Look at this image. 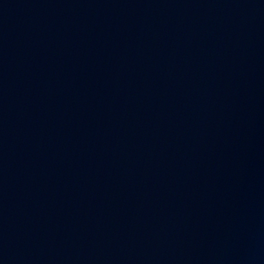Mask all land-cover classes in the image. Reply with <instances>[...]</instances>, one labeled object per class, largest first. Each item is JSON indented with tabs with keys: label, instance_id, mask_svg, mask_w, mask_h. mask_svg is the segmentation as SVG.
Returning <instances> with one entry per match:
<instances>
[{
	"label": "water",
	"instance_id": "95a60500",
	"mask_svg": "<svg viewBox=\"0 0 264 264\" xmlns=\"http://www.w3.org/2000/svg\"><path fill=\"white\" fill-rule=\"evenodd\" d=\"M0 264H264V0H0Z\"/></svg>",
	"mask_w": 264,
	"mask_h": 264
}]
</instances>
